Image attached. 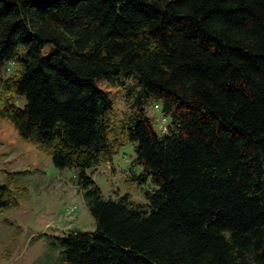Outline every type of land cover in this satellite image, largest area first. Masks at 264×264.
Listing matches in <instances>:
<instances>
[{
    "label": "trees",
    "instance_id": "1",
    "mask_svg": "<svg viewBox=\"0 0 264 264\" xmlns=\"http://www.w3.org/2000/svg\"><path fill=\"white\" fill-rule=\"evenodd\" d=\"M111 87L131 107L117 130ZM0 119L79 170L95 229L55 240L64 262L264 264V0H0ZM121 138L145 206L85 173ZM15 204L0 183V211Z\"/></svg>",
    "mask_w": 264,
    "mask_h": 264
},
{
    "label": "rangeland",
    "instance_id": "2",
    "mask_svg": "<svg viewBox=\"0 0 264 264\" xmlns=\"http://www.w3.org/2000/svg\"><path fill=\"white\" fill-rule=\"evenodd\" d=\"M50 48L45 46L42 56H47ZM16 68L14 63L5 65L2 78L11 76ZM127 84L133 86L129 81ZM109 92L114 102L111 121L117 130L131 107L126 89L111 87ZM10 102L19 108L25 104L22 98ZM146 111L155 129L164 132L167 122L159 108L151 106ZM121 141L122 147L111 161L86 169L85 173L103 199L118 200L128 195L133 204L145 206L148 200L142 192L150 193L155 187L150 181L142 185L127 182L141 169L132 166L134 145L124 138ZM78 178L77 168L55 167L44 151L22 140L9 122L0 119V183H10L16 201L14 206L0 211V264H68L62 260L55 240L69 232L95 229Z\"/></svg>",
    "mask_w": 264,
    "mask_h": 264
}]
</instances>
